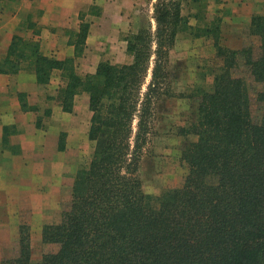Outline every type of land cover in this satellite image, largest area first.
I'll list each match as a JSON object with an SVG mask.
<instances>
[{
	"label": "trees",
	"instance_id": "trees-1",
	"mask_svg": "<svg viewBox=\"0 0 264 264\" xmlns=\"http://www.w3.org/2000/svg\"><path fill=\"white\" fill-rule=\"evenodd\" d=\"M22 1L0 0L1 9ZM152 6L147 23L123 37L128 63L102 59L94 73L80 71L91 28L87 18L102 14L96 3L79 13L77 29L65 31L70 56L58 59L43 50L32 14L25 19L27 29L35 28L32 36L15 34L0 55L3 75L25 72L47 87L59 74L55 96L45 99L65 113L86 94L93 144L90 159L73 176L59 220L42 227V243L56 249L33 260L30 227L20 224L12 253L0 264H264V8L251 16L245 32L258 46L231 49L220 42L222 17L209 19L203 0H155ZM180 34L211 40L222 59L210 73L211 84L204 78L190 94L176 93L170 73ZM240 65L258 87L257 117L249 82L236 74ZM17 97L22 111L32 109L26 93ZM163 97L197 100L176 133L187 139L180 156L187 175L180 186L153 196L144 191L140 166L158 135L156 112ZM44 115L51 116L50 107ZM15 133L14 125L3 128V147L13 154L19 152L9 145Z\"/></svg>",
	"mask_w": 264,
	"mask_h": 264
},
{
	"label": "rangeland",
	"instance_id": "rangeland-1",
	"mask_svg": "<svg viewBox=\"0 0 264 264\" xmlns=\"http://www.w3.org/2000/svg\"><path fill=\"white\" fill-rule=\"evenodd\" d=\"M154 1L74 0L73 3H70L67 0H33V2L23 0L21 4L12 8L18 10V18L8 21L6 18L9 16L3 17L5 22L0 24V48L6 49L11 39L8 38L9 34H14L18 27L21 29L23 37L32 36L35 28L34 30L27 29L25 24L26 17L32 14L31 21L37 23L35 31H39L41 34L39 38L42 39L43 50L58 59L70 56L72 48L66 46L65 31L77 29L80 23L79 13L87 11L89 5L95 2L102 8V14L101 16H89L87 18L91 22V28L85 56L79 61L80 71L82 73H94L99 61L102 59H110L114 63H128L130 59L125 53L123 37L130 28L147 23L151 18L152 3ZM203 1L207 4L209 19L215 16L222 17L220 40L222 45L231 49H241L246 45L258 46L259 40L257 38L246 37L245 32L249 23L244 22V19H251L254 13L260 12L264 8V0ZM189 11L190 7L187 3H184V14L188 15ZM75 14L78 16L75 17ZM2 37L5 39L2 40ZM221 60L216 57V51L211 40L180 34L170 55V73L176 93L190 94L195 85L204 78L203 82L207 85L211 84L212 77L210 73L221 65ZM236 74L243 75L249 82L251 109L253 115L257 117L261 113V105L255 100L258 90L257 84L252 82L244 65H240L239 69L236 70ZM58 75L54 76L49 90L39 98V105L42 110L50 104L58 106L56 102L47 103L45 99L47 94L54 95V92H56L60 83ZM150 79L151 70L143 86V91L146 90ZM194 100L197 99L163 97L158 101L156 112L158 135L147 145L148 153L143 157L140 166V177L143 181L144 191L150 195L158 196L166 189L180 186L187 175V169L180 159L181 151L186 145L187 139L179 137L176 133L177 128L184 126L195 110ZM41 114L46 128L55 131V133L58 131V141L61 134L65 135L66 145V150L58 153L61 156L57 158L55 166L42 164L38 169L37 166L33 165L39 171V176L48 175L50 186L56 187L58 182H62V188L60 189L62 194L58 204L54 205L52 203L49 210L44 213V225L59 220L61 210L65 208L70 200L73 176L78 167L90 159L93 144L87 138L86 124H88V116L91 114L88 109V97H77L76 114L70 118H65V123H69L71 126L68 130H64L62 126H59L61 118L53 121L43 113ZM78 119L79 125L72 127ZM61 176H63V179L60 180ZM40 185L42 186V184ZM19 200L21 202V199ZM48 200H52V197H48L46 201L44 200V204ZM23 202L24 204L21 203L20 207L15 204L11 206L13 208L11 211H7L5 205L0 206V263L2 259L11 255L13 246L18 241L20 224L29 225V221L32 222V213L29 211L24 212V209L28 206L25 201ZM36 229L30 227L32 258L35 261L39 260L43 254L53 252L56 249L55 245H44L41 240L42 228L40 231Z\"/></svg>",
	"mask_w": 264,
	"mask_h": 264
},
{
	"label": "crops",
	"instance_id": "crops-1",
	"mask_svg": "<svg viewBox=\"0 0 264 264\" xmlns=\"http://www.w3.org/2000/svg\"><path fill=\"white\" fill-rule=\"evenodd\" d=\"M67 1L70 3L74 2V0ZM21 3L22 2L14 4L10 8H4L3 10L1 9L2 4H0V24L5 22V19H3L4 16H9L6 18L8 21L18 18V10H13L12 8ZM76 16L78 15L75 14V17ZM245 21L249 23L250 19H244V22ZM15 34L23 35L21 34V29L18 27L14 34H9L8 38H12ZM1 39L3 40L5 38L2 37ZM7 47L6 49L0 48V55L7 51ZM51 86L52 84L47 87L38 86L34 79L25 72H21L17 75L0 74V206L5 205V209L11 211L13 210L11 206L14 204L21 206V203L23 205V201H25L28 207L24 209V212L29 211L32 213V222L29 221V226H32L34 230L37 228L38 231L43 227L44 213L49 210L52 203H54V205L58 204V200L62 194L60 192L62 182H58L56 187L50 186V184H48V175L43 174L39 176V171L35 169L33 165L37 166L38 169H40L42 164H51L55 166L54 164L57 158L61 156L58 155V153L66 150V147L63 151L58 149V131L55 133V131L46 128L44 119L40 121V118H42L41 113L44 114L45 109L42 110L40 108L39 98L42 97V94L48 91ZM19 92L27 94V102L29 107L32 108L31 110L22 111L17 97V93ZM55 93L56 92H54L52 96H55ZM77 97L87 98L88 96L82 94ZM77 97L72 113L63 112L59 106H53L51 104L47 106L51 109L50 120L54 121L61 118L59 126H62L64 130L71 128L69 123H65V118H70L72 115L76 114ZM36 107L39 108V111L34 110ZM90 115L88 116L89 122L86 124L87 134L90 124ZM38 121L42 122L40 128L37 126ZM74 123L72 127L78 126L79 119ZM9 125H14L16 130V133L9 138V145L17 148V151H19L17 154H13L9 148L5 149L2 144L3 128ZM61 179H63V176L60 177V180ZM40 184H42V186ZM48 197H52V200H48L44 204V200L46 201ZM19 199H21V202Z\"/></svg>",
	"mask_w": 264,
	"mask_h": 264
}]
</instances>
